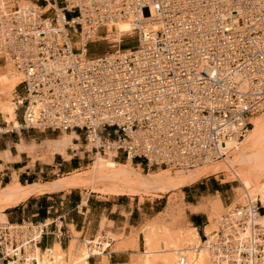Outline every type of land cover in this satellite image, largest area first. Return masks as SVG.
<instances>
[{
    "label": "built area",
    "instance_id": "obj_1",
    "mask_svg": "<svg viewBox=\"0 0 264 264\" xmlns=\"http://www.w3.org/2000/svg\"><path fill=\"white\" fill-rule=\"evenodd\" d=\"M43 1L52 4L44 13L0 11V55L24 75L22 129L93 135L92 152L116 151L149 171L194 170L226 158L227 142L244 140L264 108V0ZM127 20L121 42L106 39ZM99 42L109 49L92 56ZM233 214L215 233V259L264 264L262 204L238 202ZM50 225L6 230L3 256L27 264V248L65 237Z\"/></svg>",
    "mask_w": 264,
    "mask_h": 264
},
{
    "label": "bare ground",
    "instance_id": "obj_2",
    "mask_svg": "<svg viewBox=\"0 0 264 264\" xmlns=\"http://www.w3.org/2000/svg\"><path fill=\"white\" fill-rule=\"evenodd\" d=\"M16 6L21 9L36 8L43 13L52 8V4L39 7L37 4L35 5L26 0H23L20 4L14 0H0V11L6 12V10ZM130 21L116 23V31L112 30L113 25H110L109 35L106 39H109L110 42H121L123 36L127 35L131 30ZM158 28L155 27L154 30H158ZM0 57L6 60L5 70H7L6 74L0 77V84L13 88L20 82L23 83L24 75L15 68L12 60L4 55H0ZM4 95V97H10V100H8L9 98L0 100V104H4L1 107V111L9 123L14 122V126L18 127L15 121V110L18 105L24 103V100L22 97H18L16 102L11 100L12 92L7 91ZM263 110L264 108L261 112ZM251 124L253 128L251 127L249 130V137L246 140H229L227 142L223 150L227 155L222 161L223 165L210 166V164L215 162L206 163L198 167L200 168L198 172L194 169L176 170L170 173L171 169H167L158 173L144 175L132 167L131 163L133 160L131 158L127 159L129 163L124 169L106 170L103 168L101 153H97L94 156L96 160L86 173L73 174V176L63 177L52 183H36L25 187L18 185L8 186L0 191V227L4 225L0 228V237L3 234L8 239L11 234L9 235L6 230L12 232L14 229L19 228V225H10L8 223L5 212L20 206L32 197L89 187L93 188L94 192L113 196L166 195L171 190L191 186L203 177L228 171L237 177L244 189L239 201H258L264 208V174L260 175V173L256 172L257 169L258 171L260 170L259 172L264 171V117L256 119L253 123L251 119ZM19 129H21V124ZM94 139L95 137L91 135L88 143V148L89 150L91 149V152L96 144ZM97 140L99 141V138ZM67 143V139L63 141V145ZM258 150L259 152H257ZM104 156L112 160L113 158L116 159L118 154L116 151H107ZM223 208L220 200L217 202V207H209V225L205 230L208 239L205 241L201 240L195 229L181 231L161 229L157 224L147 226L143 230L145 251L140 253L143 258L134 264H180L179 261L182 257L187 258V264H229V262H217L211 250L213 243L216 241L215 233L222 225H225L234 217L233 209L235 204L224 208V213ZM257 223L264 228V214L260 216ZM29 226L34 230L37 228L32 224H29ZM249 235L250 230L248 229L246 233L240 235V239H245ZM111 237L113 236L109 235V233L105 235L100 233L96 238L84 241L85 243L82 245H78L77 240L74 239L69 247V257L62 251L59 244L44 252L40 251L38 249L39 246L36 245L33 249H26L27 264H89L90 258L104 256L105 252L111 248L112 243L110 244L108 240ZM5 252L9 255L11 254L9 245L5 246ZM8 263L21 264L20 259H10Z\"/></svg>",
    "mask_w": 264,
    "mask_h": 264
},
{
    "label": "crops",
    "instance_id": "obj_3",
    "mask_svg": "<svg viewBox=\"0 0 264 264\" xmlns=\"http://www.w3.org/2000/svg\"><path fill=\"white\" fill-rule=\"evenodd\" d=\"M39 6L44 7V5L41 4H39ZM2 69L3 66H0V77L6 74V72L3 73ZM17 87L12 90V88H8L5 84H0V100L2 101L5 98H9L8 100H10V97H4L5 92L8 91L12 92L13 96L11 100L16 102L17 97H20L16 94ZM2 105L4 104H0V115L3 117L4 123L7 126L5 128L0 127V133H9L14 130L20 131L17 111L21 105H18L15 110V121L18 127L14 126V122L9 123L6 120L1 111ZM66 139L68 143L63 145V141ZM80 140L81 137L77 132L65 134L64 137L59 136L55 139L47 138L41 143H37L34 140L29 144L23 138L16 143L13 141L10 143L4 140L3 137H0V144L2 145L4 143L3 147L0 149V167H3L2 172H0L1 188L4 189L11 185L25 187L36 183L46 184L56 181L57 179L51 182L44 181V178L40 175V173H44V169L38 173L37 166H35L34 171L27 170V165L24 164V162H26L24 154L28 153L32 159L30 167H34L38 160L52 163L56 155L61 156L66 161L71 160L75 155H79L81 159L84 160L85 152L81 151L83 145L77 143ZM70 151L74 152V155H72ZM195 185L196 183L191 186ZM197 185H200L199 190L203 187L206 189L203 193L198 190V193L206 196L210 195V193H208L210 191L208 180H203ZM57 194L61 195L55 198L51 197V195ZM216 194L220 195L216 199H219L223 205L225 204L228 206L233 201L228 191H225L223 188L214 190L213 196H216ZM188 203L193 205L190 207L191 209L200 206L194 201H189ZM160 213V211H156L155 207L144 208L139 203H134L132 205L130 203L125 204L122 198L106 200H100L94 196L84 198L82 193L71 189L32 197L20 206L7 210L5 215L10 225H19L22 222L32 224L36 227L42 226L44 223L51 224L48 227L51 233H56L58 227L62 225L65 237L62 240H57L54 236L47 235L42 239L38 249L44 252L54 248L56 244H59L62 251L69 257V247L72 240L81 239L82 234L83 236H89L91 238L97 237L100 233L103 234L102 231L104 226L109 231L111 229L110 232L113 235L122 234L123 231L129 234L132 232V228L139 229L147 220L154 219ZM204 213L205 212L195 211L187 212L189 222L193 227L192 229L197 230L202 241L208 237L205 230L209 225ZM2 226L0 228H2ZM113 242L112 244H114ZM137 246L136 247L141 251L143 248L142 234L139 235V243H137ZM1 251L0 249V264H5L3 260L8 262V259L3 256ZM130 253V251H121L111 254L110 264H129ZM89 264H100V262L96 259L94 260V257H92L89 259Z\"/></svg>",
    "mask_w": 264,
    "mask_h": 264
},
{
    "label": "rangeland",
    "instance_id": "obj_4",
    "mask_svg": "<svg viewBox=\"0 0 264 264\" xmlns=\"http://www.w3.org/2000/svg\"><path fill=\"white\" fill-rule=\"evenodd\" d=\"M15 2H18L19 4L23 2V0H14ZM31 3H37L36 1H39L41 5H44L45 3L43 0H26ZM36 5V4H35ZM135 45L134 39H126L125 40V46L127 47H133ZM109 49L107 42H99L94 43L89 46V52L92 56H99L105 54ZM6 60L3 59V57H0V66H3V73H5L7 70L6 68ZM18 86V87H17ZM16 94H18L20 97L24 98L25 96V88L23 85H21V82L17 85ZM16 87L12 88L14 90ZM18 98V97H17ZM18 120L20 124H22L23 121V115H24V107H19L18 111ZM264 117V110L262 112L257 113L252 118V123L256 119H261ZM7 125L4 123L3 117L0 115V127L5 128ZM253 128V126H251ZM75 132V131H72ZM72 132L68 133H60V132H53V131H46L42 132L40 130H25L20 129L14 130L13 132L9 133H0V137H3L4 140L9 141L10 143L18 142L23 138L28 144L32 143L34 140L37 143H41L43 140L49 138V139H55L59 136L64 137L65 134H70ZM81 140L77 143H81L83 145V148H81L82 152H85V159H81L79 155L73 156V158L69 161L64 160L59 155H56L53 159L52 163H46L44 161L38 160L34 167H30V163L32 159L30 158L28 153H25V165H27V170L34 171L35 166H37V170L40 171L44 169V173H40V175L44 178V181H53L55 179H60L63 177L73 176L78 173H86L89 171L91 165L96 160V157H94L97 152L93 151L91 152V149L88 148V141L85 137V134L80 133ZM8 137V138H7ZM249 137V133L246 136L244 140H246ZM74 141V140H73ZM4 144V143H3ZM3 144H0V149L3 147ZM259 152V150L257 151ZM72 155H74V152L70 151ZM100 157L102 158L103 162V168L106 170L111 169H124V167L129 163L127 162V158L120 155L117 159L113 158L112 160H109L107 156H104L103 153L100 154ZM223 160L217 161L213 164H210V166H221L224 163ZM222 163V164H221ZM140 164V163H139ZM139 164H135L134 161L131 163L132 167L137 169L139 173L148 175L153 173H158L161 170H167L166 168H152L150 171L146 169L144 166ZM200 168L195 169L197 172ZM3 167H0V172H2ZM176 170H170L169 172H175ZM260 171V170H259ZM258 169L256 172L260 175L264 174V171L259 172ZM186 172V171H185ZM208 180L209 181V189L210 195H204L200 194L197 191L199 190L200 185L199 182ZM195 186H189L180 188L178 190H171L170 193L166 195H158L154 194V196L149 195H139V196H126V195H119L120 197L113 196L110 194L105 193H98L94 192L93 188H80V189H74L77 192L82 193L84 198H88L91 196L97 197L100 200H106V199H118L122 198L125 204L130 203L131 205L134 203H139L142 207L148 208V207H155L156 211H160L161 213L158 214L154 219L147 220V222L140 227L139 229H133L132 232L127 234L123 231L122 234L113 235L110 231L104 226L103 228V235L108 234L112 235L109 240L110 244H112V248L108 249V251L105 252L104 256H98L94 257V260L100 262V264H110V255L113 253H118L121 251H130L129 255V264L137 263L138 261L142 260V255L140 253H143L145 251V242H144V233L143 230L149 226L157 224L161 229H171V230H181V231H187L188 229H192V225L189 222L187 212L188 211H195V212H205L204 216L207 218V221L209 222V207H217V202L219 199H216L219 194H216V196H213L214 190L218 188H223L225 191H228L229 196L233 199V203H238L240 195L244 193V189L242 188V185L238 181L237 177L232 172H220L213 175H209L206 177H203L199 180H197ZM200 188V192H205L206 189ZM0 191H2V188L0 186ZM61 194L57 195H51V197L55 198L56 196H60ZM156 195V196H155ZM158 196V197H157ZM116 197V198H115ZM57 200V199H56ZM194 201L197 203V205H200L197 208L191 209L190 207L193 205H190L188 202ZM244 202V201H243ZM239 201V203H243ZM145 204V205H144ZM196 205V206H197ZM223 207L227 208V205H223ZM225 212L223 208V213ZM209 224V223H208ZM99 234V233H98ZM97 234V235H98ZM142 234V244L143 248L140 251L139 248H137V243H139V235ZM96 237V236H95ZM94 237V238H95ZM94 238H91L89 236H83L81 235V239H77L78 245H82L87 240H92ZM107 240V241H108ZM205 241V240H204ZM137 246V247H136ZM2 252V251H1ZM5 264H8V262L3 260Z\"/></svg>",
    "mask_w": 264,
    "mask_h": 264
},
{
    "label": "trees",
    "instance_id": "obj_5",
    "mask_svg": "<svg viewBox=\"0 0 264 264\" xmlns=\"http://www.w3.org/2000/svg\"><path fill=\"white\" fill-rule=\"evenodd\" d=\"M134 163H135V164H139V163H141V160L136 159V160L134 161Z\"/></svg>",
    "mask_w": 264,
    "mask_h": 264
}]
</instances>
